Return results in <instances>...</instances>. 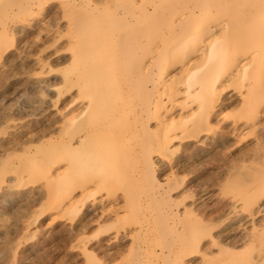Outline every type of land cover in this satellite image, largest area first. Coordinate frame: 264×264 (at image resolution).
Wrapping results in <instances>:
<instances>
[{
    "label": "bare ground",
    "instance_id": "6f19581e",
    "mask_svg": "<svg viewBox=\"0 0 264 264\" xmlns=\"http://www.w3.org/2000/svg\"><path fill=\"white\" fill-rule=\"evenodd\" d=\"M40 16L44 19L38 23ZM62 30L67 42L46 59L63 50L70 53V64L80 71L70 74L66 86L78 93L70 97L63 119L38 133L26 126L14 133L5 130L0 169L6 167L18 187L50 182L48 176L55 175L62 218L82 230L95 197L105 194L98 203L111 204L99 211L100 221L115 216V223L100 229L94 248L84 244L86 264H106L125 239L131 241L130 251L141 256L152 249L154 233L163 240L162 248L165 244L166 261L187 264L185 257L197 244L183 221L194 212L180 211L176 183L161 179L154 159L174 161L170 170L181 174L190 167L181 148L201 150L200 144L217 141L225 147L245 131L264 127V0H0V60L10 56L14 44L42 39L43 33H58V43ZM48 78L33 82L31 92L39 86L49 92L54 83ZM28 100L7 104L11 110L4 108L0 126L7 118L26 115ZM231 108L238 115H230ZM12 181L4 178L0 187L6 208L13 204ZM127 206H137L136 213L124 211ZM148 207L153 216L145 212ZM51 209L60 210L59 203ZM48 215L41 209L35 220ZM210 220L203 215L192 223ZM171 233L172 242L164 240ZM113 239L115 247L109 244Z\"/></svg>",
    "mask_w": 264,
    "mask_h": 264
},
{
    "label": "rangeland",
    "instance_id": "374dc122",
    "mask_svg": "<svg viewBox=\"0 0 264 264\" xmlns=\"http://www.w3.org/2000/svg\"><path fill=\"white\" fill-rule=\"evenodd\" d=\"M43 19V16L38 17V23L42 22ZM61 33L63 38L58 43L55 41L56 35L59 34L52 32L51 35L43 33L42 39L33 40L31 38L28 44L25 43L26 41L21 44H14L11 47L10 56L0 60V114L2 111L5 112V109L8 112L11 110L7 104L18 103L17 101L23 98L29 99L28 105L30 106V108L25 109L26 115L13 119L7 118L6 123L0 126V140L4 139L2 133L5 130L14 133L18 127L26 126V131L33 130V132L38 133L43 126L61 121L70 97H75L78 93L77 88L70 92L66 86V80L70 74H76V72L79 74L80 71V68L78 70L70 64V53L63 50L49 60L46 59L47 55L57 51L62 42H67V32L62 30ZM48 35L49 37H47ZM98 39L104 40L102 36H99ZM100 46L102 44H99ZM53 69L55 76L48 78V72ZM101 73L104 74L105 72L102 71ZM47 78L54 83L49 92L43 90L41 86L34 87L31 92L30 85L33 82L47 80ZM231 109L228 110L231 111L228 112L230 115H238L237 108ZM213 124L218 131L215 120H213ZM9 126L14 127L8 128ZM213 130L215 131V128ZM247 133H250L248 137H246ZM263 133L264 127L261 126L255 132L245 131L243 136L236 137L225 147L217 141L213 145L210 142L203 145L197 142L193 143V145L200 144L203 147L201 150L197 147L196 151L181 148L180 154L182 155L180 156H186L190 163L189 169L182 171L181 174L180 172L173 173L170 170V164L174 161H167L161 157L154 159L156 161L155 168L161 179L169 178L176 183L177 189L174 195L177 198L176 203L180 205V211L192 209L194 212L192 215H186L188 218L185 217L183 221L190 228L191 235L195 237V244H197L194 253L185 257L187 264L191 260L190 264H264ZM40 155L37 154L36 156L39 157ZM16 165L18 167L22 164L17 163ZM62 169L64 168L62 167ZM7 170L6 167L0 169V187L5 185L3 183L4 178L13 180L9 183V187L11 186L9 193L11 196L13 195V204L6 208L0 203V264H86V259L82 253L84 244L90 250L94 248L100 229L115 223V216L105 217L100 221L99 211L109 209L111 204L98 203L101 196L105 194L101 193L95 197L96 206L91 208L90 212L95 213L96 216L92 214L84 220L85 228L88 227L82 230L79 224L71 225L69 220L62 218L63 204L62 201L56 200V190L53 189L56 183L55 175L48 176L51 178H49L50 182L43 180L34 187L22 185L18 187V181L14 180L12 176H7L9 175L6 174ZM189 184L190 189L187 188ZM40 192L43 193L42 197H40ZM19 196L21 197L19 198ZM44 196L45 198H43ZM26 197L29 198L26 199ZM56 203H59L60 210L52 212L51 208ZM124 205L123 201L120 206L123 207ZM41 209L49 215L43 220L36 221V213ZM123 210L136 213L137 206L132 208L127 206ZM145 212L153 216L149 207L145 209ZM202 214L205 217L211 216V220L203 225H194L193 220L203 217ZM152 216L150 218H153ZM78 227L79 230L76 229ZM136 227L138 225H134L131 229ZM172 235L173 233L168 234L164 240L167 239L172 242L174 238V236L171 238ZM114 236L115 227L112 237ZM151 236L149 242L151 250L138 256L135 251H130V239H125L121 242V247L119 246L122 250L119 248L120 252L116 256L115 250H113L106 264H164V258L167 262L165 264H168L169 260L166 261L168 251H164L166 250L164 249L165 244L162 248L163 240L158 234L154 233ZM194 241L190 244L192 245ZM213 241H218L219 246H213ZM111 243L109 242L115 247L114 239L111 240ZM99 257L101 258L102 255ZM169 264L178 263L173 258Z\"/></svg>",
    "mask_w": 264,
    "mask_h": 264
}]
</instances>
